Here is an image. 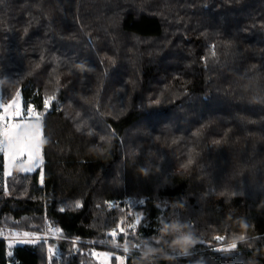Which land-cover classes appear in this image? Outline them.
Listing matches in <instances>:
<instances>
[{
  "label": "trees",
  "instance_id": "trees-1",
  "mask_svg": "<svg viewBox=\"0 0 264 264\" xmlns=\"http://www.w3.org/2000/svg\"><path fill=\"white\" fill-rule=\"evenodd\" d=\"M0 92L45 132L43 166L0 183V233L63 230L51 261L0 237V264H104L125 239L127 264H264V0H3ZM162 214L191 222L188 255Z\"/></svg>",
  "mask_w": 264,
  "mask_h": 264
},
{
  "label": "snow or ice",
  "instance_id": "snow-or-ice-1",
  "mask_svg": "<svg viewBox=\"0 0 264 264\" xmlns=\"http://www.w3.org/2000/svg\"><path fill=\"white\" fill-rule=\"evenodd\" d=\"M3 0H0L2 3ZM214 47V46H213ZM215 55V53H213ZM202 59H205L202 57ZM57 97H47L43 98V106L45 109L50 107V101L52 103L55 102ZM161 102L160 100H155L154 104L159 105ZM35 111L34 107H29L27 110V115L31 117L32 113ZM19 118L21 121L25 119V116L22 114L21 103H20V94L19 92L15 93L10 99L5 100L2 96H0V151H5L8 166L11 167L13 162L19 161L26 164V167L21 170L22 173H32L35 172L37 166L42 163L43 157L41 156V145L39 141L45 136V132L43 130V124H40V128L35 132L32 138H28L24 135V130L29 127L30 125H26L24 123H16L15 120ZM35 119L39 120L40 117L37 116ZM11 121V122H10ZM80 126L78 125V128ZM91 135V133H89ZM106 138L104 136H100L99 140L104 141ZM218 143V141L216 142ZM191 156L189 157L187 163L183 165V167L187 168L189 165L192 164ZM148 169V168H145ZM223 195V193H222ZM76 207H82V205L77 202ZM59 211H65L64 208H60ZM142 217H137L135 223L130 225L131 229H136L141 223ZM175 221H179L181 224H187L190 227L191 222H185L182 220L178 214H173L172 216L167 215H160L157 218V222L160 225L156 229V231L160 232L161 226L163 223H172ZM55 232L58 234H62L63 230L60 228L55 229ZM119 234L127 237V230L123 227L119 228ZM19 235V233L17 234ZM107 236L113 238V240L117 237L118 232L116 230H112L106 233ZM23 236L28 238L31 242H36L37 240L43 239V237L35 236L33 233L25 232ZM171 236V235H170ZM153 241L156 240L155 237L151 238ZM218 240H223L222 237H216ZM239 241H245L247 238L244 235H240L237 237ZM128 241L125 239L124 245H120L118 243H114L113 246L116 249L123 247L124 253H128ZM133 247L143 250L140 244L133 245ZM146 247V245H145ZM237 249V243L232 242L228 248L221 249V251L230 252L232 250ZM56 253V248L53 247L51 243L48 244L47 247V260L51 261ZM179 255H188V252L178 253ZM94 255L100 256L99 252H95ZM112 253L105 252L103 254L104 262L107 264L108 260L112 258ZM115 259L119 262V264H125V257L119 256L115 257Z\"/></svg>",
  "mask_w": 264,
  "mask_h": 264
},
{
  "label": "clouds",
  "instance_id": "clouds-1",
  "mask_svg": "<svg viewBox=\"0 0 264 264\" xmlns=\"http://www.w3.org/2000/svg\"><path fill=\"white\" fill-rule=\"evenodd\" d=\"M141 173L145 176L149 174L147 169H142ZM188 229L185 224H181L179 221H175L172 223L165 222L160 229L161 232V239L166 236L171 235L173 238L170 242H166L167 246L172 249H178L183 252L188 251V249L196 243V239L193 233ZM150 255L160 253L161 255L164 254L163 249H154L148 247L147 249Z\"/></svg>",
  "mask_w": 264,
  "mask_h": 264
},
{
  "label": "rangeland",
  "instance_id": "rangeland-1",
  "mask_svg": "<svg viewBox=\"0 0 264 264\" xmlns=\"http://www.w3.org/2000/svg\"><path fill=\"white\" fill-rule=\"evenodd\" d=\"M22 111L24 112L25 110H22ZM25 113L27 114V109H26ZM0 153H2V151H0ZM3 174H5V175H3V176L0 175V183L3 184V185H5V178L7 176L6 175L7 174L6 171ZM45 224H46V227H45L44 231H46L49 228V231L52 233V236L54 237V239H57V240L62 239V235L55 232V229H57L56 227H53V229L50 228L52 226L50 224L49 219H46ZM44 231H41V232H31V231H28V230H19V229H9V228H5V229H3L2 233H0V237L6 239V241L8 242V246H9L10 253H12V248H14L16 245H19V244H28V243H36V242H40V241L45 242L44 240H41V239L40 240H37L36 242H31L28 238H26V237L23 236V233L29 232V233H33L35 236L41 237L42 236V233ZM18 233H19V235H17ZM45 244H47V246H48V243L47 242H45ZM96 252H98V251H96ZM105 252H110V253L113 254L112 255V258H110L108 260L107 264H113L112 263V259L115 258V257H119V256H124L125 257V264H127V257H126L125 254L122 255V253L120 254V252L118 253V252H114L112 250L111 251H105V250H103V251H99L100 256H97V257L100 258V260L104 264H105V262H104L103 254ZM116 264H119V262L117 261Z\"/></svg>",
  "mask_w": 264,
  "mask_h": 264
},
{
  "label": "crops",
  "instance_id": "crops-1",
  "mask_svg": "<svg viewBox=\"0 0 264 264\" xmlns=\"http://www.w3.org/2000/svg\"><path fill=\"white\" fill-rule=\"evenodd\" d=\"M19 94H20L21 109L26 111V109L28 110V107H25L24 106L22 93L19 92ZM0 96H1V92H0ZM25 111L24 112L22 111V114L25 116V119L23 121H21L19 118H17L15 121H16V123H24L26 125H30L29 127H27L24 130V135L26 137H28V138H32L34 136L35 132L40 128V124H44L43 118H41L42 116H40L36 111H34L32 113L31 117H29L25 113ZM37 116L40 117L39 120L35 119V117H37ZM39 143H40L41 149H42L41 156L43 157V160H42V163L37 166V169L39 167L43 166V164H44V138H42L41 141H39ZM2 152H3V155H4V170H3V173H5V171H6V173H7L6 175L7 176H10L12 174V172H13V170H14V168H15V166L17 164H19L20 170H23L26 167V164L25 163L19 162V161L13 162V164L11 165V167H9L8 166V162H7V157H6L5 151H2Z\"/></svg>",
  "mask_w": 264,
  "mask_h": 264
},
{
  "label": "built area",
  "instance_id": "built-area-1",
  "mask_svg": "<svg viewBox=\"0 0 264 264\" xmlns=\"http://www.w3.org/2000/svg\"><path fill=\"white\" fill-rule=\"evenodd\" d=\"M41 118H43V117H41ZM50 228L53 229V226L50 227ZM41 237H43V239H41V240H44L47 243H49L51 240H57V239H54V237L52 236V233L49 231V228L42 233V236ZM126 255H128V254H126Z\"/></svg>",
  "mask_w": 264,
  "mask_h": 264
}]
</instances>
